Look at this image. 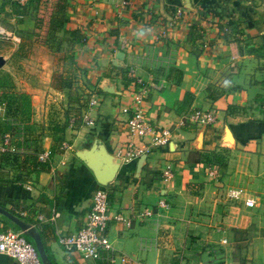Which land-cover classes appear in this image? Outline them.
<instances>
[{
    "label": "crops",
    "instance_id": "crops-1",
    "mask_svg": "<svg viewBox=\"0 0 264 264\" xmlns=\"http://www.w3.org/2000/svg\"><path fill=\"white\" fill-rule=\"evenodd\" d=\"M26 1L0 0V27L9 34L3 38L16 42L0 52V70L9 68L17 42L33 28ZM64 11L55 34L60 51L74 52L80 94L49 85L50 57L35 63L32 81L16 69L14 84L29 93L32 109L41 106V125L82 112L91 123L78 116L71 126L62 124V149L36 175L13 180L18 169L5 164L11 180L0 182V205L37 227L53 264H264V0H67ZM85 82L98 100L91 107ZM137 87L143 92L136 102ZM135 102L150 123L172 128L167 144L153 148L139 170L138 157L116 154L128 138L124 122ZM195 110L209 113L212 123H177ZM0 118L9 122L1 103ZM50 129L41 130L40 151L50 148ZM10 135L17 147L31 145L21 133ZM94 142L119 159L105 185V232L126 262L83 258L57 242V234L82 224L99 186L75 154ZM212 151L223 153L222 166L194 161ZM229 189L240 193L229 197ZM141 206L151 215L135 216ZM115 213L129 222L115 220ZM4 228L17 229L0 215ZM0 264L20 263L0 253Z\"/></svg>",
    "mask_w": 264,
    "mask_h": 264
},
{
    "label": "built area",
    "instance_id": "built-area-1",
    "mask_svg": "<svg viewBox=\"0 0 264 264\" xmlns=\"http://www.w3.org/2000/svg\"><path fill=\"white\" fill-rule=\"evenodd\" d=\"M24 1V0H21ZM9 34L0 27V37H7ZM18 40V37H13ZM82 93L85 95L87 107L97 104V96L95 92L88 86H83ZM143 88H136L133 97L137 102L140 100ZM133 104L129 115L125 118V134L127 140L123 147L116 149V154L123 160L135 159L141 154H149L153 148L166 145L172 134L171 127L158 126L150 123L140 108L139 104ZM79 119L81 123L89 124L91 120L86 117L85 112L80 113ZM71 115L68 117L67 125L74 124L76 117ZM212 116L207 112L192 111L187 117L181 118L177 123L182 124L187 121L208 125L212 123ZM138 138L139 143H135L132 137ZM65 146V143H62ZM14 149L21 150V147L13 145L12 136L5 131L0 134V152L13 151ZM49 150H41L36 154V159L39 161L49 162ZM166 174V171H164ZM165 176V175H164ZM25 189H30V183L24 185ZM108 190L104 186H96L92 192L89 208L84 216L82 224L73 232L67 234H57V242L65 251H75L83 258H104L108 261H113L116 257L121 262H126L127 257L124 254H116L110 240L108 239L105 228L108 215ZM240 193L239 189H229V197H237ZM247 204L248 201L245 200ZM159 206L167 207V202L164 199L158 201ZM152 213L148 206H141L135 210L134 215L140 219L147 218ZM56 215V213H55ZM115 220L128 223L129 219L121 213L113 215ZM0 253H5L15 258L20 264H41L33 243L26 239L19 229L4 228L0 229Z\"/></svg>",
    "mask_w": 264,
    "mask_h": 264
},
{
    "label": "trees",
    "instance_id": "trees-1",
    "mask_svg": "<svg viewBox=\"0 0 264 264\" xmlns=\"http://www.w3.org/2000/svg\"><path fill=\"white\" fill-rule=\"evenodd\" d=\"M26 5L31 9L34 20L32 30L27 32L26 35L40 43H47L49 45L54 44V49L58 52L57 68L53 69L50 74L49 85L55 89H73L76 95H79L80 93L74 85L76 78L74 72V52L70 47L60 51V39L55 34V31L62 27L66 20L64 9L67 5V0H27ZM70 34L75 37L76 33L72 30L70 31ZM6 78V75L0 77V103L4 106L5 116L16 120L17 124L20 125H12L11 123H7L5 119L0 118V134L7 130L12 131L14 126H16V128H20L21 139L30 141L31 145L28 147H22L21 150L14 149L13 151L5 150L0 152V182H8L11 180L4 167L5 164H11L18 169V177L16 176L13 180H24L25 178L23 176L28 173L36 175L39 171L49 168V163L47 161H39L36 159V154L40 151V146L36 141L42 132V127H39L41 129H39L38 132L30 127L31 115L33 113L30 95L26 91L16 89ZM84 85L95 91L94 87L86 82ZM75 121L76 118L74 123ZM63 122V125L67 124L68 117L65 118ZM62 124L58 125V123L54 122L51 125L50 130L53 131V137L49 148L50 155L62 149ZM13 140L14 139H12L13 145L16 148L17 146ZM201 159L216 163L220 166L224 164L223 153L217 151L204 154L201 158H197L194 161ZM44 248L50 258L47 247L44 246Z\"/></svg>",
    "mask_w": 264,
    "mask_h": 264
},
{
    "label": "rangeland",
    "instance_id": "rangeland-1",
    "mask_svg": "<svg viewBox=\"0 0 264 264\" xmlns=\"http://www.w3.org/2000/svg\"><path fill=\"white\" fill-rule=\"evenodd\" d=\"M14 43H16V42H14ZM14 43L12 42V40H11V42L5 41L3 37H0V52L3 50H8L10 47L14 46ZM17 43L19 44L18 49L15 51V53L11 54L8 58L10 61L9 68H7V70H0V77L3 75H6V77H7L6 79H8V81L14 87H16L14 84V79L16 81H18L19 78H22L26 82L33 80V77L35 76V73L33 71V67H35L36 66L35 63L40 62L41 59H45L46 57H50L53 61V69L57 68L58 52L55 51L54 44L49 45L47 43H40V42L35 41L34 39H32L31 37H29L27 35H25L23 37V40L21 43L20 42H17ZM16 69L23 71L22 74L18 72V74L20 76L19 78H16V73H15ZM23 75L24 76L26 75L25 78L23 77ZM20 83H22V80L20 81ZM47 106H48L47 108L49 109L50 101L48 102ZM40 107L41 106L35 105L33 107V109H35V112L33 111L32 115H31L30 127H32V129L34 131H36L39 127L49 128L55 122V120H54L55 118H52L51 124L48 125L46 123L45 126L41 125L43 123H41V120H40V117H41ZM54 111H58V108L55 107L53 110L51 109L50 115H55L56 113ZM47 118H48V114H47ZM8 121L9 122H7V123H11L12 125H20V124H17L16 120H13L11 118H9ZM7 132H9L14 137H16L18 134H20V128H16V126H14L12 131L7 130ZM101 186H104L106 188L105 185H101ZM14 227L15 226H13V228ZM25 238L28 240H31V238L29 236H25Z\"/></svg>",
    "mask_w": 264,
    "mask_h": 264
},
{
    "label": "water",
    "instance_id": "water-1",
    "mask_svg": "<svg viewBox=\"0 0 264 264\" xmlns=\"http://www.w3.org/2000/svg\"><path fill=\"white\" fill-rule=\"evenodd\" d=\"M3 63L4 57L0 55V66ZM75 154L89 168L96 185H106L114 176L119 159L115 158V161H113L112 155L101 144L94 142L87 148L76 150ZM144 158L145 154L138 156L136 170H139ZM0 215L16 226L25 236L31 238L41 264H53L45 251L39 230L34 224L2 206H0Z\"/></svg>",
    "mask_w": 264,
    "mask_h": 264
}]
</instances>
